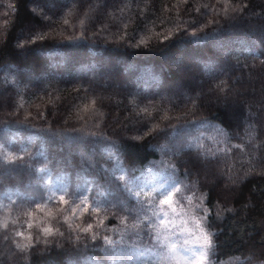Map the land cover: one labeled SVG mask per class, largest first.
Segmentation results:
<instances>
[{
    "label": "trees",
    "instance_id": "trees-1",
    "mask_svg": "<svg viewBox=\"0 0 264 264\" xmlns=\"http://www.w3.org/2000/svg\"><path fill=\"white\" fill-rule=\"evenodd\" d=\"M72 3L76 7L73 8ZM236 3H250L254 7L249 8L245 18L226 22L222 9L227 8L231 13V7ZM64 4L69 6L60 12L49 11L47 0H38V4L29 0H0V96L8 101L4 105L0 99V207L4 202L8 212L12 210L16 214L32 208L44 213L49 206L57 205V213L49 216L46 223L64 232L65 236L71 233L73 243L64 245L68 250L75 246V237L81 235L77 227L97 221V217L103 221V226L96 222L97 238L102 240L107 235L119 240L132 221L129 219L121 224L119 220H113L116 209L110 208L109 203L125 198L136 200L124 184L127 183L132 190L134 179L141 180L153 173V163L161 156L157 147L164 143L162 138H152L151 135L143 136L141 140L132 137L141 135L139 129L144 124L162 127L165 116L175 117L185 110L168 100L161 101L155 78L159 77L163 87L170 89V82L176 77L169 56L186 51L197 61V78H207L211 88L220 80H226L229 86L234 85L245 93L243 100L255 114L249 120L254 127L238 121V130L230 123L229 114L216 96L208 91L204 92L206 98L212 96L214 101H198L201 107L196 110L197 119L208 117L232 133L233 139L227 147L231 149L229 163L234 162L233 171L243 175L250 170L247 180L239 186L237 199L233 200L234 194L229 191L222 193L221 197L227 195L225 199L220 197L222 205L230 202L236 211L226 214L220 225L224 243L216 259L219 262L229 258L242 260L241 252L245 256L259 253L264 247L261 243L264 237V225L261 224L264 221V176L260 174L264 163L259 157L264 153L256 151L255 145L264 141V114L258 111L264 100V20L252 13L261 12L260 5H264V0H232V5H222L220 0H189L188 5L181 0H61L58 7ZM205 4L210 6L209 9L205 10ZM197 7L199 13L195 11ZM42 17L47 27L40 26ZM193 20L206 23L208 32L212 31L208 21L218 20L223 30L219 37L204 36L199 28L197 36L176 35L178 29L184 28L190 33L189 25ZM33 24L37 25L32 29L33 33L47 39H37L35 46L21 52L16 45L18 42L27 44L25 38ZM82 31L87 40L67 39L79 36ZM165 35L174 36L167 47L161 43ZM219 38H223L233 50L235 59L227 61L231 72L225 71L223 54L217 45ZM142 39L144 44L136 47ZM63 55L69 57L68 61L53 71L55 65L50 67L52 58ZM215 67L220 71L213 75L211 71ZM45 73L47 75L41 77ZM112 74L123 78L125 84L120 90L101 86V82ZM238 74L242 78L247 75L249 79L246 81L245 76L244 83H236ZM4 76L9 80L1 84ZM258 81L262 85L260 90L255 93L249 88L245 90V84ZM129 93L147 95L154 100V106H148L147 112L133 110L124 99ZM108 94L124 100V103L117 107L114 101H105L106 106L101 107L97 98ZM93 99H97L95 108L108 114L107 119L94 111ZM191 108L188 103V109ZM243 110L247 115V110ZM97 123L111 139L101 136L87 139L88 153H96L95 162L90 164L77 147L81 133L72 129L88 127L95 132L97 129L92 125ZM49 124L53 131H48ZM58 131H64L65 135H54ZM62 139L66 140V145ZM205 144L208 146L209 141L205 140ZM237 144L243 147L236 148ZM179 159L182 158L170 157L171 162ZM57 180L67 185L65 196L69 200V204L60 209L57 193L50 190ZM201 183L207 182L201 180ZM41 192L43 200L38 198ZM76 192L88 197L91 205L83 216L70 215L71 207L80 202L73 195ZM101 192L106 194L101 195ZM212 196L215 204L216 193L213 192ZM33 199L44 206V211L35 208L31 203ZM243 204L248 205L247 209L242 207ZM97 207L101 209L99 213L95 210ZM62 210L63 215H60ZM64 216L69 219L65 221ZM14 219L6 223L7 228L0 222V264H23L21 257L28 253H21L15 247L16 243H27L29 232L33 237L42 235V226L33 224L29 229L24 218ZM17 231L24 232L25 236H17ZM127 235L125 233L126 245L131 247L136 238L128 240ZM150 244L152 241L148 237L136 241L140 249L154 248ZM58 251L52 249L48 253H39L32 264H59L60 257L55 255ZM87 255L100 259L98 250L89 248Z\"/></svg>",
    "mask_w": 264,
    "mask_h": 264
},
{
    "label": "snow or ice",
    "instance_id": "snow-or-ice-1",
    "mask_svg": "<svg viewBox=\"0 0 264 264\" xmlns=\"http://www.w3.org/2000/svg\"><path fill=\"white\" fill-rule=\"evenodd\" d=\"M30 3L38 4V0H29ZM185 5L189 4V0H181ZM222 5H232V0H220ZM51 10L63 11L64 7H68V4H64L62 7H58L60 0H49ZM74 8L76 5L71 4ZM205 10L209 9V5H203ZM254 7L250 3H236L231 7V13L228 12L227 8H223L224 11V20L226 22L231 21L235 22L238 19L245 18L248 15L249 8ZM261 12L259 14L252 13V15L258 16V18L264 20V5H260ZM35 13V9H32ZM196 12H200V8L195 9ZM213 11H215L213 9ZM218 14V13H217ZM47 14H45L46 17ZM212 25V31L208 32L205 29L207 24L201 22L200 20H193L189 25L191 32L189 33L188 28L178 29L176 35H191L197 36L198 28L203 32L204 36L215 35L219 37L220 33L223 30V25L218 20L208 21ZM41 27H47L48 25L44 23V17L41 18ZM37 25L33 24L29 29L28 35L25 38L27 44L23 42H18L16 47L19 51L24 52L28 50V47L35 46L37 39L45 41L46 36L40 35L36 36L32 29H35ZM23 32V29L21 30ZM95 38V36H93ZM174 36L165 35L161 39L162 46L167 47L171 44ZM70 41L75 40H87L88 37L85 35V32H81L79 36H69L67 38ZM19 40V38H18ZM144 44L143 39L140 41V45ZM217 45L222 51V60L227 65L229 58L235 59L232 55V49L227 45L223 38L217 39ZM5 47H7V37H5ZM69 57L63 55L62 57H53L52 65L55 67L52 68L55 71L60 64L66 63ZM181 59L176 57L172 59V63L179 65ZM238 63V61H237ZM235 66V65H234ZM43 75H47L46 73ZM231 79V76H229ZM241 78L236 79V83H239ZM156 88L160 91L157 93L160 96L161 101L168 100L171 104H175L177 108H183L184 111L180 112L179 115L165 116V123L162 127L157 126L156 124H144L139 132L141 135L132 137L133 140H141L143 136L151 135L152 138L160 137L163 139L164 143L160 145L162 153L167 156L171 154L172 157L182 158L178 162H172L169 165L170 171L168 175V180L165 183L160 184L159 186H153L148 191L151 195L145 194V188H141L139 191L132 193V190L128 188V184H124V188L136 196V200L125 198L118 200L115 203H109V207L116 209L113 214V220H119L121 224H125L127 220H131L132 224L126 226L124 232H122L119 240L111 239L109 236H103L102 240L97 238V234L94 231L96 222L98 221L101 226H103V221L88 222L84 227H77V231L83 235V242L81 241V235H77L74 241V247L71 250L65 248V244L73 243L71 233L69 232L68 236H65V233L60 231L58 228H54L52 225L43 226V221L41 222L42 227L40 233L37 237H33L32 233H28V242L21 244L16 243L15 247L20 249L21 253L27 252L28 255L21 257L23 264H32V261L37 258L39 253H48L52 249H58L59 251L55 253L59 259V264H143L141 257L143 256L144 250L136 246V241H143L145 237H148L149 241L153 239V232L155 231V245L153 247H158L162 255L158 256L160 264H219V260L216 257L219 254V251L222 250L224 241L221 240L223 231L220 225L226 219V214H232L236 211L234 207L231 206L230 202H225L221 204L220 197L224 191L232 192L233 200L237 199L239 196V186L245 180H247L250 170L245 171L243 175H239L237 171H233L234 162L229 163L231 157V149L227 145L233 139L232 133L223 128L214 126L212 120L208 117H202L200 119L196 118V110L201 107V103L205 96V93L201 90L200 92L196 91L197 86H190L187 91H174L171 89H166L163 87L162 82L159 77L155 78ZM113 88L120 87L119 84L113 83L111 85ZM108 85H105L107 88ZM218 90V91H217ZM190 93H196L195 96L190 95ZM209 94H214L216 100L220 102L223 106V109L228 111L231 110L232 113L237 117H242L243 123L248 127H254L249 123V120L255 115L251 112L250 108L247 107L246 101L242 99L245 95L243 91L236 88L234 85L229 86L226 80H220L214 88L208 90ZM219 93H223L220 95ZM100 101L101 107H105V101H114L115 105L119 107L124 103V100H117L112 94L102 95L97 98ZM97 99L92 100V106L94 111L98 112L99 115L104 116L105 119L108 118V114L96 109L95 105ZM128 105L131 106L133 110L140 109L142 112L148 111V106H154V100L149 99L147 95L140 93H129L125 98ZM191 103L192 108L188 109V103ZM141 104H144V107L141 108ZM87 108V105L85 106ZM247 110V115H244V111ZM258 111L264 114V100L261 101V104L258 108ZM191 117V119H189ZM115 119V117H114ZM213 126V131L215 135L207 136L205 129L209 126ZM92 127H95L97 131L93 132L90 128L85 127L83 130L73 128V132H80L81 134L77 138L78 140V150L81 153V156L86 157L87 161L92 164L95 162L96 153H88L87 151V139L90 136H101L107 140H110L111 137H108L106 132L103 130L102 126L97 123L93 124ZM48 131H53L51 124H49ZM54 135L64 136V131L54 132ZM251 136V134H249ZM205 140L211 142V147L205 144ZM223 144L224 147H220ZM236 148L243 147L242 144L235 145ZM255 149L258 152L264 153V141L255 145ZM113 153H109L112 155ZM261 163H264V154L259 157ZM164 162L161 161V164ZM264 176V170L260 173ZM201 177L207 180V183H201ZM211 177V179H209ZM183 186V190H182ZM186 192H193L195 196L196 192H199V196L196 197L197 200L201 201L199 207L202 211V215L196 219L198 236L197 240L199 242L198 249H188L190 253L188 256H182L181 250L177 248L175 244L164 245L162 244V237L164 240L167 239L166 233L168 232L169 226L173 228L176 225L177 219L180 220L181 224L185 223L183 219L187 213L184 212L183 207L181 211L177 212L176 205L180 200L189 199L185 195ZM216 193L215 204H213L212 193ZM101 195L106 193L101 192ZM145 194V199L140 200V195ZM76 200H79L80 203L76 207L71 209L70 215H75L77 211L81 212V216L89 211L91 205L88 203V197L83 196L81 193H73ZM40 200L44 199L43 192L40 193ZM60 204L68 205L69 200L65 195L59 196ZM74 202V201H73ZM31 203L35 205L36 209L44 211V206L41 203H37L35 199L31 200ZM242 207L247 209L248 205L243 204ZM96 212H100V207H97ZM107 211V209H105ZM122 213H127V215H122ZM26 215H35V213H26ZM48 215L51 217L52 212H49ZM60 215H63V210L60 212ZM163 216V219L161 218ZM65 221L69 219L68 216H64ZM89 220L91 217L88 218ZM109 223L112 221L109 220ZM33 221L28 222V228H33ZM261 224L264 225V221H261ZM5 228L8 227L7 224L4 225ZM69 225V229H71ZM91 233V235H88ZM125 233H128L127 239L131 240L132 237H135L136 240L133 241L131 247L126 245V236ZM17 236H25L24 232L17 231ZM59 238V239H58ZM5 239H8L5 237ZM83 243V247H81ZM261 243L264 244V237L261 239ZM43 245V247H40ZM51 246V248L49 247ZM98 250V255L100 259H95V257H90L87 255L88 249ZM165 248L167 249L165 251ZM147 251H151V248H148ZM139 253L140 255H135ZM243 259L240 261V264H264V247L261 248L259 253L252 252L251 254L245 256L241 252ZM20 264V262H17Z\"/></svg>",
    "mask_w": 264,
    "mask_h": 264
},
{
    "label": "rangeland",
    "instance_id": "rangeland-1",
    "mask_svg": "<svg viewBox=\"0 0 264 264\" xmlns=\"http://www.w3.org/2000/svg\"><path fill=\"white\" fill-rule=\"evenodd\" d=\"M61 1V0H60ZM48 3V8H50V3L49 0H47ZM49 11H52L51 8ZM176 57H179L181 59V63L179 65L174 64V68H173V72L175 73V79L171 80L170 82V89L174 90V91H187L188 88L190 86H197L196 87V91L200 92L201 90L203 91V93L205 91H208L211 87L209 86V84L207 83V78H197L198 74H199V69L197 68V65H195L197 63L196 59L193 56H190V54L188 52H177L174 54H170L169 56V61L172 62V59H175ZM199 64V63H198ZM231 65H229V63L225 66V71L227 70V72H231ZM220 71V69L217 67L213 68V71H211V73L213 75L216 74V72L218 73ZM240 74H238L237 78H241L239 83H244L245 82V76H246V81L247 78L249 79V77L247 75H245L243 78L242 76H239ZM45 75H41V77H44ZM123 78L117 76L116 74H112L111 77L109 78H105L104 81H102L101 86L105 87V85L107 84L108 86H111L113 83L115 84H119L120 86L124 85V81L122 80ZM9 80V78L7 76H4L2 78V82L1 84L4 83V81ZM206 80V81H205ZM104 82V83H103ZM255 83V84H254ZM248 82L247 84H245L246 86H244L245 90L246 88L250 89L249 91L252 92H257L258 90H260L262 88V85L259 83V81L256 82ZM208 84V85H207ZM112 87V86H111ZM113 88V87H112ZM115 91L120 90V87L118 88H113ZM206 93V92H205ZM193 94L195 93H190V95L193 96ZM211 97V98H210ZM209 98H206V96L204 97V101L205 100H212L214 101L213 97L210 96ZM244 98V96L242 97V99ZM1 101H3L4 105H7L8 101L4 98H1ZM221 104V103H220ZM222 105V104H221ZM243 110V109H242ZM244 111V110H243ZM245 112V111H244ZM227 113L229 114L230 117V123L235 127L238 128V130L240 129V126L237 125L238 121L239 124H243V120L242 117L237 118L231 110H228ZM214 126H218V127H223L218 125L217 123H213ZM206 135L207 136H213L215 135V132L213 131V126H209L207 129H205ZM65 141V145L66 140L62 139ZM209 147H211V142L209 141L208 144ZM160 150V158L157 161H154V166L153 168L155 169L154 171H152L153 173L150 176H147L146 178H143L141 180H139V178L134 179L133 182V186L131 187L132 190H134V192L139 191L141 188H144L145 185H147V188H145V194L147 195H151V193L148 191V189H150L153 186H159L162 183H165L168 180V175H169V165L172 163L170 161V157L171 154L165 156L162 151H161V147H157ZM161 161H163L164 163L161 164ZM211 179V177L209 178ZM201 180L208 182L207 180H205L203 177H201ZM67 185L60 180H57L54 184L53 187L50 189L52 193H57V199L59 201V196L60 195H65L66 193V189ZM182 190H183V186H182ZM145 194L140 195L139 199L140 200H144L145 199ZM186 196L188 197H192L191 200L189 199H183L180 200L179 203L176 205L177 208V212L181 211V207H183V210L185 213H187L186 216L183 217V219L185 220L184 224L180 223V220L177 219L176 221V225L173 228L172 226H169L168 232L166 233L167 235V239L164 240V238L162 237V244L164 245H171V244H175L177 246V248H179L181 250V255L182 256H188L190 255V253L187 251L188 249H198L199 248V242L197 240V236H198V231H197V224H196V219L199 216H201L203 213L199 207V204L201 203V201L197 200L196 197L199 196V193H195V196L193 195V192H186L185 193ZM225 197H227V195H223V197H221L222 199H225ZM137 199V198H136ZM76 205H73L71 207V209L73 207H76L77 205H79L80 202H75ZM1 207H0V222L3 224H6L7 222H10L12 219L16 220L19 217L24 218V220L27 221V225L29 221H33L34 225L37 224V226H42L41 222L43 221V225L46 226L48 222V218L49 212H52V214L57 213V205H51L49 206L45 212L43 213H39V211H35L34 208H32L31 211H24V212H19V213H14L12 212V210L10 212H8L7 207L4 206V202H1ZM63 206V204H60L59 209ZM14 213L13 215L11 214ZM26 213H35V215H26ZM75 215H81L80 211H77ZM161 218L163 219V216H161ZM14 222V221H13ZM155 231L153 232V239H152V244L150 245H155ZM153 247V246H152ZM150 247H146V248H142V250H144L143 252V256L141 257V260L143 261V264H160V261L158 259L159 255H162V253H160L159 248L158 247H154L151 248V251H147V249ZM167 249L165 248V251ZM137 255H140L139 253H137ZM241 259L239 258H229L226 259L224 261H220L219 264H240Z\"/></svg>",
    "mask_w": 264,
    "mask_h": 264
}]
</instances>
